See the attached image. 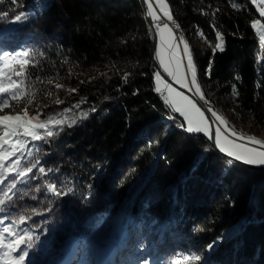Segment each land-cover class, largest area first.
I'll return each mask as SVG.
<instances>
[{"label": "trees", "instance_id": "16d2710c", "mask_svg": "<svg viewBox=\"0 0 264 264\" xmlns=\"http://www.w3.org/2000/svg\"><path fill=\"white\" fill-rule=\"evenodd\" d=\"M171 1L211 106L245 134L246 126L264 130V44L251 27L264 19L255 4ZM20 12L27 23H12ZM217 33L222 53H213ZM153 37L140 0H0V49L23 47L37 61L27 68L33 86L3 111L27 102L41 120H67L34 142L32 159L52 171L20 185L27 195L0 213L8 215L0 228L12 222L33 235V264L74 249L86 262L98 246L114 249L118 264H139L149 250L156 264L189 254L204 264H264V169L229 163L205 135L177 126L182 119L154 91ZM48 183L73 192L55 197Z\"/></svg>", "mask_w": 264, "mask_h": 264}, {"label": "snow or ice", "instance_id": "6c2138e0", "mask_svg": "<svg viewBox=\"0 0 264 264\" xmlns=\"http://www.w3.org/2000/svg\"><path fill=\"white\" fill-rule=\"evenodd\" d=\"M251 2L259 8V16L264 18V0H251ZM145 3L147 15L158 35L159 48L154 50V56L163 72L172 81L165 79L161 72H155L154 91L162 97L170 113L178 114L182 118V122L177 126L189 134L205 135L229 158V163L234 160L247 165L264 166V141L231 126L206 99L198 83L197 68L190 46L183 36L178 37L174 33L173 28L178 29L179 25L175 23L165 0H145ZM154 3L158 8L154 7ZM232 7L236 8L237 5L233 3ZM158 12L167 22L162 21V16L158 15ZM7 15V13L3 14L4 17ZM29 18V13L20 12L14 16L12 23L23 25ZM251 27L258 34L261 44H264V23L261 19H255ZM217 41L213 45V53L224 52L223 36L219 33H217ZM36 63L35 56L26 48L11 51L0 49V111L18 107L14 102L23 100L26 89L34 84L29 79L27 68L35 67ZM205 74L210 76V70L206 69ZM123 79L127 82L128 76L125 75ZM174 84L179 87H175ZM61 87L63 86L56 85L57 89ZM181 89H186L191 95ZM199 101H203V104ZM56 103L60 104L62 101ZM76 107H79V104ZM41 115L43 113L30 116L27 108L16 112L15 115H0V193H2L0 213H10V209L16 207L15 199L27 195L26 192H20V185L27 187L29 181L37 178V174L47 175L48 171H52L41 166L39 159H32L33 148L39 151L34 142L53 137L55 135L53 129L62 128L67 120L62 115L41 120ZM87 115L88 113H82L81 118H86ZM170 118L175 120L176 116L172 115ZM68 126L71 124L69 123ZM198 163L199 160L194 161L193 166H198ZM47 192L55 197H63L71 194L73 189L71 187L61 189L56 183H48ZM32 211L35 212V209ZM7 219L8 215L0 218V224H4ZM26 219L25 216H20L17 223L23 225ZM139 235L137 251L145 247L142 233ZM33 240V235L27 229L21 228L17 231L15 225L9 222L0 228V261L3 264H25L27 260V264H33L29 252V249L34 247ZM216 243L214 241L209 244L208 250H213ZM150 254L151 250L143 255L139 264H156L154 259H149ZM176 264H204V258L199 254H189L186 258L178 260Z\"/></svg>", "mask_w": 264, "mask_h": 264}, {"label": "rangeland", "instance_id": "374dc122", "mask_svg": "<svg viewBox=\"0 0 264 264\" xmlns=\"http://www.w3.org/2000/svg\"><path fill=\"white\" fill-rule=\"evenodd\" d=\"M165 2L167 3V5L169 6V9L171 11V3H172V1L171 0H165ZM154 7L158 8V5H156L154 3ZM256 8H257V11L259 12V8L257 6H256ZM157 14L162 16V14L159 13V12ZM162 21L163 22H167L166 21V18H163V16H162ZM261 22L264 23L263 20H261ZM170 26H172L171 23H170ZM173 31H174L175 34L177 33V31H176L175 28H173ZM176 35L179 37L178 33ZM180 36H183L184 37L183 34H180ZM189 46H190V49H191V45L190 44H189ZM158 48H159V42H158V35H157V45H156V49L155 50H157ZM191 52H192V50H191ZM192 55H193V53H192ZM194 63H195V61H194ZM196 68H197V66H196ZM157 71L161 72L162 76L165 79L169 80V82H172L171 81V78L170 77H167V74L163 72V70H162L161 67H160L159 70H156V72ZM174 86L175 87H179L178 85H175V84H174ZM181 90L182 91H185L186 94L191 95L190 93H187V90L186 89H181ZM25 108L28 109V113H29L30 116H37V109L38 108L34 107V104H28L27 102H23V103H20L19 104V111H21V110H23ZM5 114L15 115L16 112L15 111H12V110L0 111V115H5ZM241 127H243V126H241ZM244 130H245V132L249 136H254L257 139H260V140L264 141V130H259V129H256V128H251L250 126L244 127ZM260 167H264V166H260ZM77 252L78 251L76 249L72 250L71 253H67V256L66 257L59 258V260H56L55 262H57V263H55V264H111L115 260V253H114V251L112 249H109L108 250L107 247H106V249H102V247H99V246L96 247V248H94V250L91 251V253L89 255V259L86 262H81V261L79 262Z\"/></svg>", "mask_w": 264, "mask_h": 264}, {"label": "water", "instance_id": "95a60500", "mask_svg": "<svg viewBox=\"0 0 264 264\" xmlns=\"http://www.w3.org/2000/svg\"><path fill=\"white\" fill-rule=\"evenodd\" d=\"M142 6H143V9H144V12H145V18L147 19V21L149 22V24L151 25L152 29H153V24L150 20V17H148L147 15V7H146V3H145V0H140ZM153 33H154V37H153V45H152V53H153V57H152V62H153V65L155 67L156 70H159L160 69V66L158 64V62L156 61L155 59V56H154V50L156 49V45H157V34L156 32L154 31L153 29ZM200 104H203L202 101H199ZM206 106V105H205ZM207 114V113H206ZM214 143V142H213ZM250 167H254V166H251V165H248Z\"/></svg>", "mask_w": 264, "mask_h": 264}, {"label": "bare ground", "instance_id": "6f19581e", "mask_svg": "<svg viewBox=\"0 0 264 264\" xmlns=\"http://www.w3.org/2000/svg\"><path fill=\"white\" fill-rule=\"evenodd\" d=\"M175 29H176V28H175ZM176 31H177V33H178L179 36H180V34H183L180 28L176 29ZM155 59H156V58H155ZM202 102H203V101H202ZM214 146H215V145H214ZM216 149L218 150V148H216ZM251 166H254L255 168H259V169H264V167H260V166H255V165H251Z\"/></svg>", "mask_w": 264, "mask_h": 264}, {"label": "built area", "instance_id": "2783aa9c", "mask_svg": "<svg viewBox=\"0 0 264 264\" xmlns=\"http://www.w3.org/2000/svg\"><path fill=\"white\" fill-rule=\"evenodd\" d=\"M176 32V31H175ZM177 34V33H176Z\"/></svg>", "mask_w": 264, "mask_h": 264}]
</instances>
